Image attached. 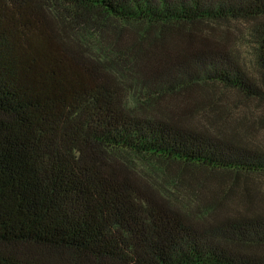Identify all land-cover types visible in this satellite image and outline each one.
Returning a JSON list of instances; mask_svg holds the SVG:
<instances>
[{"label":"trees","instance_id":"16d2710c","mask_svg":"<svg viewBox=\"0 0 264 264\" xmlns=\"http://www.w3.org/2000/svg\"><path fill=\"white\" fill-rule=\"evenodd\" d=\"M205 85L264 102V0H0V264H264V113Z\"/></svg>","mask_w":264,"mask_h":264},{"label":"rangeland","instance_id":"374dc122","mask_svg":"<svg viewBox=\"0 0 264 264\" xmlns=\"http://www.w3.org/2000/svg\"><path fill=\"white\" fill-rule=\"evenodd\" d=\"M224 27L233 30L234 33V35H232V37H234L233 43L234 41L238 43L237 46H240L242 58L244 59V61L247 62L249 67L254 69V65L252 63V54H251L252 48L250 43V35L248 33L249 26L241 22H232L229 24H224ZM205 87L206 88L200 90L198 89V90L207 93L209 95L215 94L216 97H219L218 100L221 103L219 105L228 108V112L232 114V118L241 119L243 116H245L251 121H256L257 117H259L260 115H262V113H264V102H260L258 100H252V99L247 100L241 95H239L237 92L224 89L223 87L218 85H205ZM205 115L208 116L207 120H209V117L213 116L212 110L209 109L207 114ZM201 118L202 121L208 123L206 118L204 117ZM258 125H259L258 128L253 130V132L255 133L252 134H245L247 132H243L244 129H240L239 131L241 132L245 140L252 141V143L254 144L257 143L264 145V128L260 126V123ZM228 128L231 130V127ZM228 128L227 130L230 131ZM167 166H171V168L174 170L179 169L181 167L180 165H177L175 163ZM187 172H188L187 175H191L192 179L196 180L197 182L206 181L207 183L206 187L201 189L202 191L201 194L203 197H205V195L207 196L210 195L212 193L213 188L229 185L231 183L230 180L232 178L230 177L229 172L218 171V170L211 171L207 168L195 167V168H190ZM172 174H174V172ZM248 182L256 190H259L260 192L264 191V174L250 175L248 176ZM172 187L174 188L173 185ZM177 189L182 190L183 193H186L185 190L187 188L184 185H180L179 188ZM189 189H192V187H190ZM233 206L234 208H237V204H235V202H233ZM239 206L240 205H238V208ZM226 213L228 212H224V215Z\"/></svg>","mask_w":264,"mask_h":264}]
</instances>
